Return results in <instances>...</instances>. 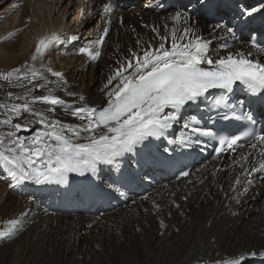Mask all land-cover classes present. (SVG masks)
<instances>
[{
    "label": "bare ground",
    "instance_id": "6f19581e",
    "mask_svg": "<svg viewBox=\"0 0 264 264\" xmlns=\"http://www.w3.org/2000/svg\"><path fill=\"white\" fill-rule=\"evenodd\" d=\"M19 1L14 6H27L28 0ZM40 1L46 16L52 13L56 16L39 25L33 35L20 36L26 23L24 18L16 25L11 24L15 34L9 33L5 24L0 27V35H4L0 39V100L8 92H23L24 88L13 87L23 77L31 78L35 73L38 77L57 80L51 72H59L67 83L60 81L54 85L56 95L69 101L73 108L102 107L106 104L104 85L120 66L118 61L129 57L131 51L158 46L160 36L170 37L173 27L179 34L184 27L183 16H191L198 34L212 40L213 59L250 50L264 62V53L255 52L244 40L242 30L235 32L236 23L241 20L240 9H259L252 17L243 18L246 24L255 19L264 22V0H206L207 7L200 0H172L165 9L162 5L167 0H142L134 4H126L125 0H84L80 5L83 9L74 12L73 1L60 12L62 0ZM105 4L110 6L107 12ZM68 9L72 24L66 26ZM176 12L182 14V19L174 23L171 17ZM41 14L38 13L37 20L33 18L36 24L42 21ZM214 14L220 19L210 24L208 19ZM98 16L102 29L93 33L92 39L80 40L78 48L72 47L71 37L83 34L85 29L83 18L92 17L95 21ZM216 24L221 27L213 35ZM227 27H232L233 33L227 32ZM96 39L102 43H92ZM42 40L52 42L38 53ZM61 45L68 51L63 58L67 61L65 67V63L51 56ZM86 47H91L93 54L100 53L95 61L83 53ZM72 49H77L73 55ZM6 75L8 80L4 79ZM33 83L44 81L36 79ZM63 87L75 92L76 97L66 95ZM45 94L42 88L33 92V95ZM80 96L84 100H79ZM35 107L44 110L49 105L38 102ZM55 107V118L64 123H80L67 115L68 108ZM191 118L184 111L170 129L171 136L180 142L181 138L194 134L183 127V121ZM39 127L36 123L32 125L33 131ZM235 153L201 161L187 180L164 177L165 183L156 185L151 192L148 191L153 186L151 180L134 175L132 171L137 167L126 164L123 157L117 160L116 168L101 165L95 181L104 189H111L115 200L124 201L125 206L119 209L96 205L93 198L89 207L81 206L85 203L79 194L67 197V200L77 199L75 206L67 204L60 199L62 192L57 190V185L16 184L7 170L0 167V200H3L0 232L10 228L12 219L23 221L18 233L0 237V264H221L241 255L245 257L243 264H263L260 253L264 252V172L255 169L264 163V153L259 146L252 149L249 144ZM249 153L247 162L240 161L245 164L241 169L237 161L242 154ZM241 171L246 175H240L241 183L236 185L233 181ZM123 172L129 176L121 181ZM126 181L130 188L135 185L134 192L126 188ZM252 252L257 255L251 256Z\"/></svg>",
    "mask_w": 264,
    "mask_h": 264
},
{
    "label": "snow or ice",
    "instance_id": "6c2138e0",
    "mask_svg": "<svg viewBox=\"0 0 264 264\" xmlns=\"http://www.w3.org/2000/svg\"><path fill=\"white\" fill-rule=\"evenodd\" d=\"M200 3L207 7L206 0H200ZM104 10L109 11L110 6L105 4ZM257 11L259 9H244L240 13L241 19L252 17ZM181 19L180 12L171 17L174 23ZM183 24L179 34L173 27L170 37L160 36L158 46L150 45L139 52L131 51L129 57L118 61L120 66L104 85L106 104L102 107L73 108L69 101L56 95L54 85L63 81L59 72H51L57 80L38 77L35 73L31 78H21L13 87L25 90L20 94L8 92L0 100V167L7 170L16 184L33 182L38 185H66L69 174H95L101 165L115 164L125 154L135 153L146 141L165 137L187 107L208 101L210 90L231 93L239 84L252 96L264 100V62L250 58L253 56L250 50L236 51L213 59L210 54L212 40L198 34L191 23V16H183ZM220 27L219 24L213 25V35L216 34L215 29ZM226 30L233 33L232 27ZM153 31L159 35L155 28ZM58 39L53 37V40ZM71 40L76 41L77 37L73 35ZM51 42L42 40L37 52L40 53ZM92 43H102V40L96 39ZM253 47L257 53H264V46L254 43ZM83 53L93 61L100 55L99 52L93 54L91 47L84 48ZM202 65H207V69ZM4 79L8 80L9 76H4ZM36 79L44 83H33ZM66 83L63 81L64 85ZM41 88L47 94L33 95L36 89ZM62 90L66 95L76 97V93L69 92L66 87ZM78 99L82 101L84 97ZM38 102L49 107L37 110L35 105ZM55 106L68 108L67 115L80 123H64L55 118ZM214 106L226 110L223 115L225 120L231 114L236 119L253 121L248 113L237 115V106L224 97L217 99ZM33 123L40 125L35 131L32 129ZM198 124L199 121L192 117L190 121L184 122L183 127L192 133L217 140V155L226 150L236 151L240 136L220 137L218 132L211 129L193 126ZM22 132L29 134L21 135ZM248 140L252 149L259 146L264 153V133H252ZM180 143L191 146L202 141L189 137L181 138ZM250 154H242L237 163L247 162ZM240 167L243 169L245 164L240 163ZM255 170L264 172V163ZM240 175L246 173L241 171L234 184L241 183ZM22 224L21 220H10V228L0 232V237L18 233V226ZM250 255L254 257L257 253L252 252ZM260 255L264 256V252ZM244 259L241 255L222 261L221 264H243Z\"/></svg>",
    "mask_w": 264,
    "mask_h": 264
},
{
    "label": "rangeland",
    "instance_id": "374dc122",
    "mask_svg": "<svg viewBox=\"0 0 264 264\" xmlns=\"http://www.w3.org/2000/svg\"><path fill=\"white\" fill-rule=\"evenodd\" d=\"M71 1H73V4H74V6L72 7L71 10H73V12H74L75 10H78V8H80V5L83 4L84 0H82L81 3H78V0H62V3L59 4V6H62V8L59 10V12L67 4H69ZM136 1L141 2L142 0H125L126 4H134V2H136ZM16 3H20V1L19 0H0V27L7 25V28H9L8 32L11 34L16 33V29L10 27L11 24L16 25L19 20H22V18L25 19L24 21L26 23L22 26L23 27L22 28V35H20V36H23V34H26V35L32 34L33 35L35 31L39 30V28H38L39 25L44 24L45 22L48 21V19H49V21H51V19L56 16L55 13H52L50 17L46 16V14L43 12V7H42V4H40L41 3L40 0H28L26 7L24 5L14 6V4H16ZM68 7H70V5ZM69 9L66 10V13H65L64 21H66V24H65L66 26L72 24V23H70L71 17L69 19L70 14L67 12V11H69ZM82 9H83V6L79 9V11ZM38 13H39V16L41 13H43V14H41L42 21L41 22L38 21L36 24V21H34L33 18L36 17L35 20H37L38 19V17H37ZM86 16H87V14L84 17H86ZM215 18H217L216 15H215V17H210L208 19V22L212 24V22L215 20ZM83 19H86L84 24L82 25V27L85 29H83V31H82L83 34H79V36L81 35L80 36L81 41L90 40V39H92L93 33H95L96 31H100L102 29L100 17L98 16L95 21L91 20L92 17L83 18ZM3 36L4 35H0V39H1V37L4 39ZM4 41L7 42V39ZM246 41L248 42V40H246ZM77 44L81 45L80 42H78ZM77 44H75V46ZM78 45L76 46V48H78ZM64 47L65 46L61 45L60 48L55 50V52L51 56L54 57V59H58L59 62L61 61V63L62 62L65 63L64 64V67H65V65L67 64V61H66V59H63V58L66 57V55L68 54V51ZM0 49H2L1 45H0ZM76 50L77 49H72L71 54L73 55L76 52ZM57 54L61 55V57L57 58V56H56ZM71 54L68 56V59L70 58ZM2 201L3 200L1 199L0 204H2Z\"/></svg>",
    "mask_w": 264,
    "mask_h": 264
}]
</instances>
